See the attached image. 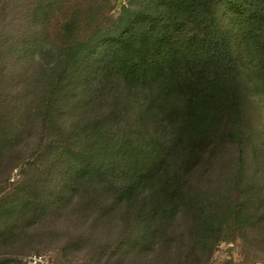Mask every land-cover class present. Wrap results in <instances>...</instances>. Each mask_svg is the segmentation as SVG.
<instances>
[{"label":"rangeland","instance_id":"obj_1","mask_svg":"<svg viewBox=\"0 0 264 264\" xmlns=\"http://www.w3.org/2000/svg\"><path fill=\"white\" fill-rule=\"evenodd\" d=\"M244 1L0 0V264L34 252L54 264H264V93ZM177 21L224 35L240 66L224 122L240 136L210 141L183 188L197 199L160 219L149 188L117 198L130 163L163 154L177 119L159 106L161 73L131 80L114 50L122 36L135 53L166 50L156 67L180 77L186 62L162 40Z\"/></svg>","mask_w":264,"mask_h":264},{"label":"trees","instance_id":"obj_2","mask_svg":"<svg viewBox=\"0 0 264 264\" xmlns=\"http://www.w3.org/2000/svg\"><path fill=\"white\" fill-rule=\"evenodd\" d=\"M244 2L252 7L248 14L255 24L254 28L245 32L247 55L251 61L249 71L259 75L260 89L264 93V0ZM162 37L166 45L177 48V53L186 62L183 63L185 68L180 77L170 76L162 65L156 67L166 55V50L154 51L152 58L150 53L139 50L137 53L132 52L127 36L115 41L117 48L114 50V55L123 50L124 56L118 59V64L130 74L131 80L149 69L161 73L158 75L159 106L165 118L170 116L173 120L177 119L170 146L163 154L159 152L145 164L142 162L143 165L137 159L130 163L117 198L118 201L130 203L142 195L138 190L149 188L148 198H157L156 202L152 201L157 205L149 214L160 219L165 214H175L178 201L197 199V196L187 194L183 188L188 182V175H191L189 172L206 154H211L208 150L210 141L215 140L217 134L230 132L236 137L240 136L235 123L228 127L224 122V114L228 110L239 108L233 81L235 75L237 77L240 73V66L219 27L212 22L199 28L185 21H177L165 30ZM125 151L126 148L121 154ZM172 165L177 169L170 175L168 168ZM198 216L199 230L205 236H210L213 233L211 216L204 207L199 208ZM17 258L9 264H15Z\"/></svg>","mask_w":264,"mask_h":264},{"label":"built area","instance_id":"obj_3","mask_svg":"<svg viewBox=\"0 0 264 264\" xmlns=\"http://www.w3.org/2000/svg\"><path fill=\"white\" fill-rule=\"evenodd\" d=\"M15 264H54V263L47 254L34 252L19 256Z\"/></svg>","mask_w":264,"mask_h":264}]
</instances>
